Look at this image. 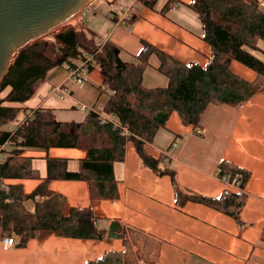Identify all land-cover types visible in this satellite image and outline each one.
Returning a JSON list of instances; mask_svg holds the SVG:
<instances>
[{"label": "trees", "instance_id": "obj_1", "mask_svg": "<svg viewBox=\"0 0 264 264\" xmlns=\"http://www.w3.org/2000/svg\"><path fill=\"white\" fill-rule=\"evenodd\" d=\"M157 10L160 0H136ZM176 0H168L160 11L166 14ZM178 3V2H177ZM202 24L201 38L209 45L205 66L183 63L152 44L142 41L134 62H124L120 49L100 41L97 31L68 24L16 53L8 75L1 83L0 95V240L18 235V246L25 247L38 231L83 240L103 239L91 207H69L66 198L50 190L53 180L84 181L92 200H114L118 184L114 163L124 161L126 147L133 144L142 164L157 175H169L175 202L179 207L196 202L234 218L242 224L241 210L246 202L245 185L250 172L222 160L221 175L238 182L239 192L226 189L219 197H206L184 191L168 156L154 157L147 146L160 129H165L173 113L182 124L202 135L201 120L210 105H243L257 93H264V9L261 0H190L187 5ZM130 24L137 16L132 15ZM160 59L159 71L168 86L147 88L144 73L150 58ZM239 62L256 74L253 81L234 72ZM96 67L104 78L107 101L102 113L88 112L81 122H61L49 108L34 109L12 130L8 125L25 110L23 104L37 93L47 75L55 68L76 71ZM101 115L112 118L105 123ZM199 132V133H198ZM51 148H76L86 151L77 171H70L67 160L47 158V176L31 192L21 183L8 180L37 178L26 150L48 152ZM32 204V207L29 206ZM122 250L106 251L86 264H138L139 260L158 259L159 240L133 226L122 233ZM135 248V249H134Z\"/></svg>", "mask_w": 264, "mask_h": 264}, {"label": "crops", "instance_id": "obj_2", "mask_svg": "<svg viewBox=\"0 0 264 264\" xmlns=\"http://www.w3.org/2000/svg\"><path fill=\"white\" fill-rule=\"evenodd\" d=\"M176 1L178 3L163 14L160 11L168 0L159 1L158 11L130 0L127 17L124 12L109 11L95 23L98 18L95 14L91 26L105 27L102 40L117 46L124 62H134L142 50V41H146L180 62L205 66L210 47L200 36L201 21L187 7L190 0ZM261 1L264 9V0ZM132 15L137 19L130 24ZM92 27L86 29L96 31ZM242 66L232 63L234 72L253 81L256 74ZM159 67L158 56H151L144 73L147 88L168 86L169 80ZM68 76L65 67L52 70L11 124L18 126L27 113L38 108L52 109L61 122L83 121L89 111L81 109V105L102 113L108 96L100 69L96 67L88 72L80 85L68 81ZM59 85L70 90L71 95L64 98L51 95L50 91ZM201 125L202 135H198L173 113L166 128L157 132L147 150L157 158L168 156L184 191L206 197H219L226 189L240 191L217 177L222 160L249 171L250 178L244 188L247 199L241 210L242 224L200 203L177 206L170 176H160L146 168L134 145L128 144L125 160L114 163L118 184V197L114 200H92L84 181L50 182V190L63 195L69 207L94 210L98 228L106 231L103 239L64 238L50 231H38L25 247L18 246L19 239L16 246L9 248L0 240V264H86L106 251L122 250V233L128 226L159 240L158 259L153 263L139 260L138 264H264V93L255 94L243 105L208 106ZM23 156L31 158L37 178L6 183H21L24 191L31 193L47 176L48 157L66 159L68 169L77 171L86 151L51 148L48 152L26 150Z\"/></svg>", "mask_w": 264, "mask_h": 264}, {"label": "water", "instance_id": "obj_3", "mask_svg": "<svg viewBox=\"0 0 264 264\" xmlns=\"http://www.w3.org/2000/svg\"><path fill=\"white\" fill-rule=\"evenodd\" d=\"M94 0H0V91L17 52L81 17Z\"/></svg>", "mask_w": 264, "mask_h": 264}, {"label": "rangeland", "instance_id": "obj_4", "mask_svg": "<svg viewBox=\"0 0 264 264\" xmlns=\"http://www.w3.org/2000/svg\"><path fill=\"white\" fill-rule=\"evenodd\" d=\"M130 3V0H94L88 7H86L81 15V17H79L76 21L77 24H79V28H91V24L93 22V18L95 16V14L98 15L97 20H95V23H98L99 19L104 18L106 14H109V11H113L115 13H125L124 6L127 5L126 8H130L128 7V4ZM134 9H136V6L134 7ZM75 21H73L72 23H75ZM93 30H96L97 32H99V37L98 39L100 41H102V36H104V30L105 27H103L102 25L98 26V27H92ZM262 47L264 48V43H262ZM237 66L243 67L239 62H235ZM237 67H235L234 69H236ZM245 68V67H244ZM247 69V68H245ZM54 70V69H53ZM249 70V69H247ZM68 71V81L72 82L75 85H80L75 83L71 78H70V73L69 70ZM251 72V70H249ZM51 72V71H50ZM253 73V72H252ZM56 88H61V89H66L63 86L59 85L54 87L51 91L50 94L51 95H56L59 97L64 98V96L62 95H58V93L56 92ZM68 90V89H67ZM70 92V90H69ZM7 91L2 93L0 95V97H4L6 95ZM36 95V94H35ZM34 95V96H35ZM71 95V92L69 93V95L67 97H69ZM85 106V105H84ZM84 110V109H83ZM87 111V110H86ZM108 117V116H106ZM112 118H110L111 120ZM14 122V121H13ZM12 123V122H11ZM9 124L8 126L12 127V128H16L17 126H15V124ZM4 148V147H3ZM3 158L1 149H0V162L1 159Z\"/></svg>", "mask_w": 264, "mask_h": 264}, {"label": "built area", "instance_id": "obj_5", "mask_svg": "<svg viewBox=\"0 0 264 264\" xmlns=\"http://www.w3.org/2000/svg\"><path fill=\"white\" fill-rule=\"evenodd\" d=\"M129 12H130V8H127L126 10H125V13H124V16H126L127 17V15L129 14ZM124 16H123V18H124ZM69 73H70V78L75 82V83H77V84H82L84 81H85V77H86V75H87V73H88V71H87V69H86V66H82V67H80V69H78V70H74V71H69ZM56 92L58 93V95H62V96H64V97H67L68 95H69V90H67V89H61V88H56ZM80 108L81 109H84V110H87V111H91L92 109H90V108H88V107H86V106H84V105H81L80 106ZM32 113H27V115H31ZM101 120H102V122L103 123H105V122H107V121H110V118L109 117H106V115H101ZM8 129H10V130H12L13 128H11V127H7ZM199 133V132H198ZM198 135H200V133L198 134ZM177 146V144L175 143L174 145H173V147L175 148ZM0 149H1V151H2V149H3V147H0ZM216 175H217V177L221 180V181H223L224 183H226V184H228V185H230V186H233V187H236V188H238V182H237V180L236 179H230L229 177H227V176H222L221 175V169L220 168H218L217 169V171H216ZM239 189V188H238ZM19 239V236L18 235H14V236H12V237H10V238H5V239H3L2 240V243H3V245L6 247V248H9V247H14V246H16L17 245V240Z\"/></svg>", "mask_w": 264, "mask_h": 264}]
</instances>
